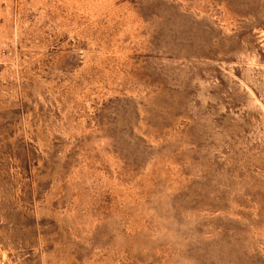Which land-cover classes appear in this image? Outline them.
I'll return each mask as SVG.
<instances>
[{"label": "rangeland", "instance_id": "374dc122", "mask_svg": "<svg viewBox=\"0 0 264 264\" xmlns=\"http://www.w3.org/2000/svg\"><path fill=\"white\" fill-rule=\"evenodd\" d=\"M0 264H264V0H0Z\"/></svg>", "mask_w": 264, "mask_h": 264}]
</instances>
